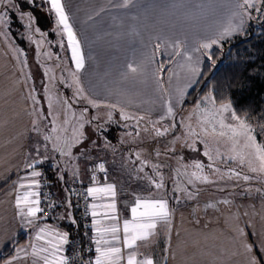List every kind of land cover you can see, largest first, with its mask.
<instances>
[{
  "label": "snow or ice",
  "instance_id": "obj_1",
  "mask_svg": "<svg viewBox=\"0 0 264 264\" xmlns=\"http://www.w3.org/2000/svg\"><path fill=\"white\" fill-rule=\"evenodd\" d=\"M135 6V0H88L87 7L81 8L75 6L74 11H70L67 0H0V37L8 38V28L10 24V11L17 14L18 18L25 22L28 31V39L36 44L37 49L42 47L44 41L33 40V35L38 34L41 38L47 36V32L42 30L41 24L44 21L54 18L55 28L52 29L58 36L66 38L67 50L70 52L69 59L74 65L73 69L68 70V76L71 82L67 83V87L73 89V99L76 103L80 101L86 102L94 109H108L106 112V123L113 122V115L119 111L120 119L124 121H132L136 127L135 136H140L141 122L151 126V130L156 137L167 135L172 129L177 127V123L183 128V135H175L167 147L168 153L175 154L177 143H182L184 147L192 151H199L196 147L197 143L203 145V156L207 157L209 163L206 165L202 160H193L191 164H182L185 170L181 173L180 168L176 169L177 175H183L185 181L177 180L173 193H181L187 200H194L199 195L197 184H211L217 186V191H225L228 182L231 181V187H241L240 181L244 182L246 187H242L245 195H251L253 192L264 199V187H254V185L264 186V112L253 120L252 113L247 109H239L235 102L227 97L217 99V95L213 91L203 94L198 102L195 103L192 113L187 117V123L182 118L176 120L177 108L180 107L187 90L191 88L200 78L202 63L201 57L212 61V49L214 46H222L221 41L231 38L235 34H241L245 30V25L249 20L256 17H264V0H233L230 5V15L227 23L219 27L214 34L197 40L195 46H189L186 39L162 38L156 36L154 39L158 41L153 44L152 51L145 53L140 59H133L131 62L123 66V70L119 73V79L113 83L117 85H131L112 87L109 84L102 85L103 91H97V85L89 81L86 88L81 81V73H83L88 65L89 60H94L92 55L85 54L84 40H88L89 33H95V39H102L99 26L105 18V14L109 13L113 8L127 9ZM172 8L181 9L187 5L181 0L179 3H173ZM202 8L203 5H197ZM83 12V17L78 14ZM253 13L256 16H253ZM77 24L84 33L83 38L78 33ZM65 41L62 39L59 46L63 49ZM164 47L169 57H180L175 61V68H168V84L172 85L175 77L178 83L171 88H165L161 73L165 69L163 61L158 67H150L155 63L156 51ZM171 51H168V49ZM17 52V60L24 66L27 64L26 55L23 49H13ZM199 53V56L193 57L192 53ZM21 55L24 59L21 60ZM49 59L51 54L45 53ZM60 58L57 57V60ZM169 63H173L170 59ZM59 67V65H57ZM24 68H21V72ZM181 71L184 72L183 84L181 80ZM51 70L45 68L44 74L49 76L50 80H54V74H50ZM30 78V73L28 74ZM151 79L155 85L153 93H148L147 99L136 89L137 85H148ZM60 82L64 83V77L61 76ZM35 89L29 93L28 98L33 102L32 111L29 113L34 117L32 121V131L41 134L42 143H37L33 149V153H28L30 159L24 163L25 175L15 182V206L18 209V215L21 218L22 225L37 226L34 239L42 241V244L30 243L27 248L15 249V254L6 258L4 264H70V258L65 254V245L70 243L69 232L60 231L50 225L39 227L37 221L43 219L46 209L40 206L39 199L41 187L42 172L37 170V166L44 163L48 159L47 153L49 147L53 152L59 154L62 158L71 160L77 159L73 155V148L80 145L87 149L85 140L88 136L85 134V125H91L93 120H98L99 116L92 119L87 118L89 109L84 107L80 110L79 115L73 109V103L68 98L61 99L50 94L48 87L44 88V92L48 97V115H44L43 109L39 108V100L34 94ZM60 105L63 109L64 119L58 121V115L53 116V102ZM159 103L162 112L158 119H150V114L155 110L154 106ZM147 104L149 107L145 109V113L141 115L139 112H132L128 109L131 107L140 108L141 105ZM52 116V127L48 131H43L41 127L42 121H48V117ZM195 117V123H193ZM164 120H170L168 125H162ZM129 125L125 124V127ZM45 127L47 125L45 124ZM103 125L97 124L95 131L100 132L103 136ZM144 132L149 131V127L142 129ZM132 136V133H127ZM95 144L96 141H91ZM221 145L225 150H221ZM105 147L108 142L105 139ZM156 156L159 157L161 152L156 150ZM83 155V152H81ZM136 159L141 160V154L136 153ZM179 161H183L184 157L180 156ZM150 162L141 160V166L136 170L143 172L144 167ZM237 165L232 167L231 165ZM59 163L57 168H59ZM159 164L152 163L151 168L159 180L147 176L149 188L162 190L165 188L163 174L159 171ZM188 169H191L189 172ZM205 169L208 171L206 172ZM247 169V172L244 171ZM30 170V171H28ZM107 173L104 163H99L91 171L93 175L91 180L94 186L86 189L85 199L92 198V203L87 205L85 215L92 217V229L94 236L89 239L95 245L94 259L84 260L81 257V264H157L154 256L140 251L141 247H148L153 238L162 237L166 244L163 249L168 253L172 244V228L175 209L170 206L168 198L156 192L149 191L147 195L139 194L133 191L131 195V203L127 200L124 202V210L130 213V218L123 219L121 223L120 209L117 205V184L105 183L100 185L97 181L96 171ZM78 169L73 171V176H77ZM59 180H63V174H59ZM107 180V175H105ZM223 185V186H221ZM172 199L175 203L181 202V196L174 195ZM233 201L228 198L218 200L215 203L205 205L207 209H217L218 204L230 206ZM66 206L68 209L72 207L71 199H67ZM54 203L49 204V208H55ZM248 215L247 212L244 213ZM236 221L235 227L232 229V239L240 244L243 248L246 264H264V244L250 243L247 240L248 232L240 227L239 213L232 217ZM59 219H70L73 225L77 224V220L68 211ZM107 222V223H106ZM199 223V221H197ZM253 236L257 233H251ZM85 235H88L86 232ZM179 235V233H177ZM89 252L93 249L89 248ZM167 255L164 256V264H167Z\"/></svg>",
  "mask_w": 264,
  "mask_h": 264
},
{
  "label": "crops",
  "instance_id": "obj_2",
  "mask_svg": "<svg viewBox=\"0 0 264 264\" xmlns=\"http://www.w3.org/2000/svg\"><path fill=\"white\" fill-rule=\"evenodd\" d=\"M196 5H201V2L194 0ZM233 1V0H231ZM229 0H226L224 5L225 9L221 7L212 6L211 9L194 6L191 9L181 8L175 12L171 7L172 0H135V6L127 9L113 8L106 15H112L113 19H108V28L106 31H127L133 37L134 56L129 58L112 56L110 59L102 61V66L99 68L92 66L88 74L90 79L99 78L101 84L98 86L97 91L102 92L104 84H109L112 87L131 85H117L113 83L119 79V73L123 70V66L131 62L133 59H140L145 53L152 51L153 44L156 36L162 38H181L188 40L189 30L199 32L201 39L206 36L214 34V32L227 23L230 15V7L228 6ZM193 25V26H189ZM247 25V23H246ZM245 25V28H246ZM242 34V33H241ZM240 34H235L237 36ZM143 48H149L148 51ZM168 51H171L169 48ZM195 58L200 54H192ZM162 58L169 62V68H175V61L180 60V57H169L164 47L162 46L156 51L155 63L150 67H158V60ZM202 63L200 65L201 72L204 65V57H201ZM98 63L92 60V63ZM0 255L9 248L21 235L26 236V240L17 248H27L30 243L42 244V241L34 239L35 233L38 230L37 226L22 225L21 218L18 215V209L15 206V187L17 181L25 175L24 163L27 160V148L29 147L30 128L32 123L31 106L29 102V94L26 87V82L22 75L21 69L15 58L13 49L0 37ZM174 64V65H172ZM201 75V74H200ZM162 76V74H161ZM165 88H171L168 84V73L164 78ZM199 80V79H198ZM155 85L149 79L148 85H137L136 89L144 95H147L151 90L153 93ZM87 88V87H86ZM154 95V93H153ZM182 106V105H181ZM181 106L177 108L176 112L181 110ZM149 105H141L140 108L131 107L128 110L132 112H139L141 115L145 113ZM155 110L151 112L150 119L156 120L159 118L162 109L159 103L154 106ZM177 116V115H176ZM165 123H170V120H164ZM87 125L86 128H89ZM92 127V126H91ZM97 136V137H96ZM99 138L95 145L90 140ZM107 140V138H105ZM104 137L100 132L92 135L86 142L87 149L84 147L74 148L77 155L76 161L70 160L66 168L60 167H41V189L47 186L52 195V200L56 205L54 212L49 216H44L41 219V227L45 226L44 219H48L60 224L62 227L60 231L64 230L69 232V240L80 231L78 220V213L75 207V199L69 190L76 180L82 181L91 187L88 177V165L90 162L97 160L101 156L100 148L104 147ZM95 141V140H94ZM108 141V140H107ZM83 152V155H81ZM58 159L63 160L57 153ZM55 157V158H56ZM135 158V157H134ZM136 159V158H135ZM53 165V163L51 164ZM111 170L115 174L114 168L118 167L117 164L110 163ZM78 169L77 176H73V171ZM29 171V170H28ZM59 174H63L64 179L59 180ZM13 178H15L13 180ZM117 182V181H116ZM114 181V183H116ZM113 183V182H112ZM70 184V185H68ZM116 184H120L117 182ZM122 189L134 190L135 192L147 195L149 191L156 192L158 196L162 195L166 198L168 193L163 190H155L144 187L143 190L137 187L132 189L128 187V183L121 184ZM144 186V185H141ZM117 186V205L120 209L121 223L123 219L130 218V213L124 210V202L127 200L131 203V195L128 193L120 194ZM165 192V193H162ZM166 194V195H165ZM40 199V198H39ZM67 199H71L72 207L68 209L66 206ZM92 200V198H91ZM242 201V200H240ZM93 202V201H92ZM216 202V201H215ZM204 201H196L191 204H174L170 202V206L175 209L172 228V241L171 248L168 253L163 249L166 247L162 237L153 238V242L148 247H141L140 251L154 256L157 264H164V256L167 255V264H246L243 262L230 263L223 260L231 259L238 253L237 241L232 239V229L235 227L236 221L232 218L234 214L238 213L232 205L227 206L218 204L217 209L205 210ZM61 208L65 209L60 214ZM70 211L72 216L77 220V224L73 225L70 219H59L60 216L65 215ZM264 214V208L262 207ZM240 219L239 225L248 232V242L252 243L254 237L251 233L254 229L258 228L262 223L261 216L255 213L253 217L246 218L239 211ZM199 221V223H197ZM107 223V222H106ZM38 225V224H37ZM258 230V229H257ZM179 233V235H177ZM95 246V245H94ZM69 244L65 245V254L68 252ZM239 248H242L239 246ZM14 249V254H15ZM13 254V255H14ZM4 264V263H2ZM27 264V262H24Z\"/></svg>",
  "mask_w": 264,
  "mask_h": 264
},
{
  "label": "rangeland",
  "instance_id": "obj_3",
  "mask_svg": "<svg viewBox=\"0 0 264 264\" xmlns=\"http://www.w3.org/2000/svg\"><path fill=\"white\" fill-rule=\"evenodd\" d=\"M19 1V0H18ZM198 2H201L204 4L205 8L208 10L211 9L212 6L215 7H221L224 8V5L226 3V0H196ZM70 11L75 10V6L79 5L81 8L87 7L88 0H67ZM181 0H172V3H179ZM183 2L187 5L185 8H189L192 10L194 6L197 7L194 0H183ZM233 3V1L229 0L228 6ZM201 4V5H202ZM172 5V4H171ZM184 9V8H183ZM175 12L178 11V9H175ZM264 10V9H262ZM11 12V11H10ZM10 14V24L8 28V38L4 40L9 43L12 49H23L24 54L27 58V64L26 66L22 65L17 60V52H14L15 58L17 60V63L20 67V69L23 67L24 71L22 72V75L24 77V81L26 82V87L28 90V94L32 92V89H35L34 94L37 96V99L39 100V108L43 109L44 115H48L49 109H48V97L44 92V88L48 87L50 90V94H52L54 97H60L68 98L70 102L73 103V109L77 112V115H79V112L82 108L87 107L89 109L87 118L92 119L94 116H99L98 120H93V123L87 127V124L85 125V134L90 137L94 134H96L95 127L97 124L103 125V136L104 139L107 138L108 147H101V156L97 160H103L106 161L108 164L113 163L117 164L118 167L114 168L115 174L111 170V167L109 165L110 171L113 173L114 179L109 182H119L120 184H117L118 190L120 194L127 195L128 193L131 194L134 190H128L127 188L122 189V185L124 183H128V187L132 189L141 188L143 190L144 187L148 186L149 188V182L147 179V176L152 177L153 179L159 180V177L155 175L151 168V164H159L161 167L159 171L163 174L164 178V184H165V192L168 193L166 195V198L169 199L171 203H175V201L172 199L174 195L181 196V202L180 204H191L196 201H204L205 203H215L218 200L228 198L233 201L234 209L239 213V211L244 215L245 212L248 213L246 218H249L250 216L253 217L255 213H258L261 216L262 223H264V214L262 213V207L264 208V199H262L258 194L253 192L251 195H245L242 192V187H246L244 185L243 181H240L241 187H236L233 189L231 187V181L228 182V186L226 187V190L221 192L217 191L216 185L211 184H197L196 187L199 189V195L194 200H187L183 197L181 193H173L172 189L175 187V182L177 180L184 182L185 177L183 175L178 176L176 169L180 168L181 173H183L185 170L181 167L182 164H191L193 160H202L206 165L209 163L207 157L203 156V145L197 143L196 147L199 149V151H192L191 149L184 147L182 143H177L175 145L176 147V153H168L166 151L167 147L170 145V142L172 141L173 137L175 135H183V128L177 123V127L172 129L167 135L162 137H156L154 132L151 130L150 125H146V122H141L140 125V136L136 137V127L133 124L132 121H124L120 119L119 111H116L113 115V122H107L106 112L108 109H94L90 105H88L84 101H80L79 103H76L73 99V89L67 87V83L71 82V78L68 76V70L73 69L74 65L71 64L69 61L70 52L67 50V44H66V38L58 36L55 32L52 31L53 28H55L54 18L51 20H48V27L45 28L43 31H46L48 34L46 37L41 38L38 34L33 35V40H40L43 39L44 43L42 47L37 49V46L35 43L30 41L28 39V31L25 26V22H22L18 15L11 12ZM80 17H83L84 13L81 11L78 14ZM253 16L255 17L256 14L253 13ZM116 17H113L112 15H106L103 20V22L99 26V32L100 35L103 37L102 39H95V33L90 32L89 33V39L84 40V50L85 54L92 55L95 57L94 61H97L98 63L94 62L92 63V60L88 61V65L83 73H81V81L84 83L86 87L89 85V81H92V83L98 86L101 84L100 79H90V75L88 74L89 69H91L92 66L99 68V74L100 68L102 66V61L104 62L106 59L112 58V56L117 57H124L129 58V56H134V44H133V37L130 35L127 31H106V28H108V19H113ZM248 23V22H247ZM193 26V25H189ZM78 33L83 38L84 33L80 30L79 25L77 24ZM234 37V36H232ZM65 41L64 48L62 49L59 46V42L61 40ZM201 39V35L199 32L191 31L189 30L188 33V44L189 46H195L196 41ZM203 39V38H202ZM216 47V46H214ZM143 50L148 51L149 48H143ZM45 53L51 54V59L48 58V56L45 55ZM196 56V54L193 52ZM57 57L60 59L57 60ZM21 60L24 59V55H21ZM1 65V63H0ZM59 65V67H57ZM165 68L169 65V63H164ZM174 65V64H172ZM171 66V64H170ZM175 66V65H174ZM45 68H48L51 70L50 74H54L55 79L50 80L49 76H46L44 74ZM30 73V78L28 74ZM61 76L64 77V83L60 82ZM183 76L184 72L181 71V80L179 83L183 84ZM198 82V80H197ZM197 82L187 90V93H189L197 84ZM178 81L176 78H173L172 85H176ZM151 93V90L149 91ZM188 95V94H187ZM186 95V96H187ZM185 96V98H186ZM184 98V99H185ZM31 111H32V105L33 102L29 98ZM194 108V107H193ZM193 108L186 109V110H179L177 111L176 120L179 121L180 119H184L185 123H187V117L192 113ZM53 116L58 115V121H62L65 117L63 115V109L60 105L55 103V100L53 102V109H52ZM34 117L32 116V121ZM52 116L48 117V121H42L41 127L43 131H48L52 127L51 125ZM193 123H195V117H193ZM45 124L47 127H45ZM125 124L129 125L128 127H125ZM169 123L162 122V125H157L158 127H161L163 125H168ZM92 126V127H91ZM148 126L149 131L144 132L142 129ZM131 132L132 136H128L127 133ZM101 134V133H100ZM97 137V136H96ZM96 141L95 145H101L100 143H97L99 141V138L93 139ZM90 140L87 141L89 144L91 143ZM42 133L37 134L32 131V123L30 128V136H29V147L27 148V160L30 159L28 156V153H33V149L36 146L37 143H42ZM86 144V142H84ZM78 147H84L83 145H80ZM156 150H159L161 152V155L159 157L156 156ZM221 150H225L224 146L221 145ZM139 152L141 154V160H148L150 163L144 167L143 172H137L136 170L141 166V160H137L136 153ZM48 156V159L44 161L43 164L37 166V170L42 172L41 167H57V164L59 163L60 167L66 168L67 165H69L70 160L69 158H64L63 160L58 159L57 153L53 152L51 148L49 147V150L47 153H44ZM73 155L77 157V155L74 152L73 148ZM184 155V160L179 161V157ZM56 157V158H55ZM135 157V158H134ZM76 161L72 160V162ZM96 161V160H94ZM53 163V165H51ZM232 167H237V165L233 164ZM59 167V168H60ZM30 171V170H29ZM190 172L191 169H188ZM207 172L208 170L205 169ZM245 172H247V169H244ZM41 180V178H39ZM116 182V183H117ZM70 185V184H68ZM144 185V186H141ZM223 186V185H221ZM254 187H264L262 185H254ZM69 190L73 192V187H71ZM163 190V189H162ZM39 192H41V187L38 189ZM162 192V193H165ZM143 194V192H141ZM242 200V201H240ZM54 203V202H53ZM63 208H61L60 214L62 215ZM53 221H56L53 219ZM53 221H50L48 219H44V224L50 225L53 228L61 229L62 227L60 224L53 223ZM37 224L39 227H41V219L37 221ZM258 229V230H257ZM254 229V232L258 235L252 237L253 242L255 244H264V224H260L258 228ZM64 231V230H62ZM240 244L237 245L238 253H236L234 256H232L231 259L223 260L225 262L230 263H238L243 262L245 263V256L243 253V248H239Z\"/></svg>",
  "mask_w": 264,
  "mask_h": 264
},
{
  "label": "trees",
  "instance_id": "obj_4",
  "mask_svg": "<svg viewBox=\"0 0 264 264\" xmlns=\"http://www.w3.org/2000/svg\"><path fill=\"white\" fill-rule=\"evenodd\" d=\"M18 2L22 3L23 0ZM48 25V20L42 22V30ZM221 45L212 49L214 63L204 58L200 78L184 99L181 110L193 108L203 94L213 91L217 99L230 98L239 109L249 110L255 120L264 112V17L249 20L242 34L221 41ZM161 61L169 63L160 58L158 65ZM169 67L170 63L161 73L162 78L166 76ZM26 239L21 234L0 255V264L12 257L14 249Z\"/></svg>",
  "mask_w": 264,
  "mask_h": 264
},
{
  "label": "built area",
  "instance_id": "obj_5",
  "mask_svg": "<svg viewBox=\"0 0 264 264\" xmlns=\"http://www.w3.org/2000/svg\"><path fill=\"white\" fill-rule=\"evenodd\" d=\"M99 163H104L105 167L107 168V173L96 171L95 175L97 181L100 185L105 183H109L114 179L113 173L110 171L109 164L103 160H96L92 161L88 165V177L91 184V187L94 186L93 181L91 180V176L93 172L91 171L93 168L96 167ZM105 175H107V180H105ZM73 192L72 195L75 199V207L78 213V222H79V229L80 231L77 232L71 239L68 247V252L66 253L67 256L70 258V264H81V257L84 260L94 259V244L89 239L90 236H94L95 232L92 229V217L91 215H85L87 210V205L92 203L91 197H88L87 200L85 199L86 196V189L88 188L87 184L82 181L76 180L73 185ZM40 206L45 208L46 211L43 214L44 216L51 215L55 208H49V204L53 203L52 195L50 194L49 188L45 185L41 189L40 192ZM88 235H85V233ZM92 248L93 251L89 252L88 249Z\"/></svg>",
  "mask_w": 264,
  "mask_h": 264
}]
</instances>
